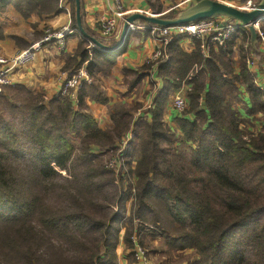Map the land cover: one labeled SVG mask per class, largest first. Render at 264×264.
Segmentation results:
<instances>
[{"label":"trees","instance_id":"trees-1","mask_svg":"<svg viewBox=\"0 0 264 264\" xmlns=\"http://www.w3.org/2000/svg\"><path fill=\"white\" fill-rule=\"evenodd\" d=\"M69 1L71 27L80 36L70 64L72 70L85 67L91 78L77 91L75 105L21 84L0 92V264H117L120 241L125 249L132 248L133 236L141 244L147 225L159 229L156 235L169 250L192 249L198 264H264V132L248 130L232 105L243 85L250 102L246 114L264 117L263 91L246 65L253 51L248 32L242 34L246 44L237 73L232 58L237 33L210 46L207 55L199 39L192 38L193 49L185 51L180 45L185 36H172L166 58L123 70L126 80L131 75V89L155 66L163 85L149 116L135 114L139 103L114 104L112 128L103 129L85 111L86 98L108 102L97 74L108 71L125 46L107 51L93 45L83 0L88 37L79 33L75 2ZM11 2L24 16L62 11L58 0ZM178 13L173 9L160 17ZM183 84L188 88L186 106L175 117L178 138L163 115L169 95ZM130 133L122 155L125 170L117 176L93 149L117 151L118 141ZM178 143H189L187 160Z\"/></svg>","mask_w":264,"mask_h":264},{"label":"crops","instance_id":"crops-1","mask_svg":"<svg viewBox=\"0 0 264 264\" xmlns=\"http://www.w3.org/2000/svg\"><path fill=\"white\" fill-rule=\"evenodd\" d=\"M196 1L197 0H121L122 15L117 18L116 31L110 37H103L98 31L99 21L112 13L113 1L83 0L84 22L94 34L95 38L114 40L117 42L127 15L131 13H142L161 16L173 9L181 11ZM218 1L237 8H244L248 1H250L251 4H256L259 0ZM58 7L62 9L60 13H43L38 15L35 12H31L27 16H24L14 7V3H12L11 0H8L4 4L0 1V55L11 56L27 48L32 43L39 41L44 35L45 28L49 25L54 27L63 25L71 26L70 1L64 0V4L60 6V1L58 0ZM260 25L264 31V18L261 20ZM245 30L248 32V29L241 28V30L235 34V37H233L232 58L235 73L239 71L238 60L240 47L246 44L243 42L242 35ZM79 38V34L74 30L73 33L66 35L65 47L62 49L55 44H42L32 62L20 66L11 72L12 83L21 84L33 92H41L48 99L55 96L64 79L73 69V65L70 64L69 58L73 56ZM159 45L160 42L158 38L152 35L149 25H145L139 20L134 22L133 26L129 29L125 44L122 45L125 46V49L116 58L115 64L108 71H100L97 74L101 88L108 98V102L101 104L86 98L87 106L85 111L94 117L100 128H112L110 110L114 104L132 106L135 103H139L141 107L135 114L149 116L147 110L151 106L157 90L163 85L161 77L155 70V66H153L151 72L143 77L141 81L131 89H128L127 81L132 79L131 75H129L126 80L123 70H135L145 64L153 50ZM180 45L185 51H191L194 47V42L192 38L184 37L180 40ZM256 46V51L252 49L253 51L250 54L248 53L246 65L254 75L255 84L264 94V52L258 41ZM256 52L258 53L255 54ZM187 88L188 85L183 84L181 88L173 91L169 95L163 115V123L174 131L178 138L181 137V132L175 123V117L179 116L180 112L174 109L172 99L179 91L185 93ZM239 98V103L236 104L240 117L245 120L243 124L252 132H264L263 114L257 112L254 116H251L245 112V108L250 106V102L243 85L239 86ZM189 117L192 118L191 115ZM186 145H189V143ZM116 251L118 255L117 264H136L130 262L128 259L129 250L124 248L122 242L118 244ZM148 264H152L151 259H148Z\"/></svg>","mask_w":264,"mask_h":264},{"label":"built area","instance_id":"built-area-1","mask_svg":"<svg viewBox=\"0 0 264 264\" xmlns=\"http://www.w3.org/2000/svg\"><path fill=\"white\" fill-rule=\"evenodd\" d=\"M59 1L60 6L64 4V0ZM112 1V13L107 17L100 19L98 25V31L103 37H110L116 31L117 18L122 15L121 0ZM254 5L255 4H251V2L248 1L244 8L251 9ZM262 19H257L254 21L252 26L256 30L258 41L264 52V31L260 25ZM240 28L247 29L246 26H242L238 21L230 20L223 16L201 19L196 22L169 27L150 26L152 35L158 38L160 45L155 50H153L147 62L156 63L158 60L166 58V44L172 36L184 35L185 37L199 39L201 41L202 52L204 55H207L210 46L216 48L218 45L222 44L232 35L237 33V30ZM73 32L74 29L70 25H63L60 27L49 25L45 28L44 35L39 41L32 43L27 48L18 51L11 56L0 55V92L4 86L12 84L11 72L20 66L32 62L35 59L42 44H55L62 49L65 47L66 35ZM90 81L91 78L85 67L71 71L64 79L58 94L62 97H68L75 103L77 101V91L82 83H89ZM172 105L174 109L181 112L186 106L185 93H182L181 91L176 93L173 96ZM129 137L130 134H127L120 139L118 144L121 149L120 151H122L126 145ZM120 157L121 155L111 159L108 162V166L122 174L121 172L124 170L121 169L122 158ZM133 253L138 264H148L146 253L137 244H135Z\"/></svg>","mask_w":264,"mask_h":264},{"label":"water","instance_id":"water-1","mask_svg":"<svg viewBox=\"0 0 264 264\" xmlns=\"http://www.w3.org/2000/svg\"><path fill=\"white\" fill-rule=\"evenodd\" d=\"M7 1V0H0ZM75 2V20L79 33L88 37L81 22L80 0ZM223 16L230 20L238 21L242 26H246L249 32V44L253 50H257V33L252 23L257 19L264 18V0H259L251 9L237 8L218 0H197L187 8L179 11L172 18H163L155 15L142 13H131L126 16L117 42L113 45L101 43L95 37H89L90 42L102 50H115L125 44V39L135 21L142 20L153 26L169 27L181 24L196 22L201 19Z\"/></svg>","mask_w":264,"mask_h":264},{"label":"rangeland","instance_id":"rangeland-1","mask_svg":"<svg viewBox=\"0 0 264 264\" xmlns=\"http://www.w3.org/2000/svg\"><path fill=\"white\" fill-rule=\"evenodd\" d=\"M72 71H74V70H72ZM56 95H59V94L57 93ZM66 98H68V97H66ZM236 103L238 104L239 101L238 102L237 101L236 102L233 101L232 105L234 106V109H236L238 111V109H237L238 106H237ZM73 104H74V102H73ZM131 138H132V135L130 133V137H129L128 141ZM72 140H73V142L76 145H78L79 138L77 136H75V134H72ZM177 146L179 147L178 148L179 151H182L185 154H187L186 158H185V160H187L188 152H189L188 148L189 147L186 146V145H183L181 143H178ZM93 150L94 151L96 150V152L101 153V157L104 160L106 167L109 168V169H112L111 167L108 166V162L111 159H113V158H115V157H117L119 155L122 156L126 152V145L124 146L122 151H120L121 150L120 147L118 148L117 151L116 150H109V151L104 152L103 150H100L98 148L97 149H93ZM122 158H123L122 162H124L125 158L123 156H122ZM134 164H135V159H133L132 162H131V167L132 168L134 167ZM112 170L115 172V174L117 176L122 175V174H120V172H117L114 169H112ZM123 170H125L124 167H123ZM115 180H117V179L115 178ZM116 182L118 183V180ZM131 182H132V192H134L135 180H133ZM129 206H130V200L126 203V209H127L126 214H128ZM136 222H138V220H136L135 223ZM147 226L148 227L144 230V232L139 235L140 236L139 238H141V240H142L141 244H140V242H138L137 238L133 236V239H132L133 240V246H132V248L128 249L129 250V254L131 253V257L129 259L130 262H134V263L138 264L136 259H135V257H134V253H133V249L135 248V244H137L146 253V257H147L146 259L147 260L151 259L152 264H198L197 263L198 262V257H197V255L194 253V251L192 249L178 250V251L169 250L166 247V243L164 241V238L162 236H160L158 233L156 235V232H158L159 229H156V227L153 226V225H147ZM152 232H154V235L152 234ZM121 234H122V232H121ZM120 242H122V241H120ZM124 248H125V246H124ZM199 264H204V263L201 262Z\"/></svg>","mask_w":264,"mask_h":264}]
</instances>
